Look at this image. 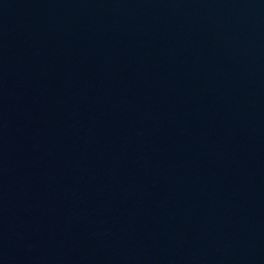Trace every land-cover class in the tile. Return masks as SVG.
Here are the masks:
<instances>
[{
    "label": "water",
    "instance_id": "1",
    "mask_svg": "<svg viewBox=\"0 0 264 264\" xmlns=\"http://www.w3.org/2000/svg\"><path fill=\"white\" fill-rule=\"evenodd\" d=\"M0 264H264V0H0Z\"/></svg>",
    "mask_w": 264,
    "mask_h": 264
}]
</instances>
